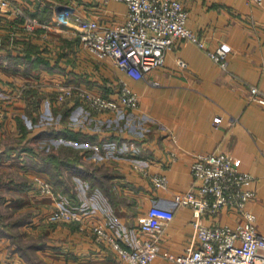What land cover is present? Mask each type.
<instances>
[{
    "label": "crops",
    "instance_id": "obj_1",
    "mask_svg": "<svg viewBox=\"0 0 264 264\" xmlns=\"http://www.w3.org/2000/svg\"><path fill=\"white\" fill-rule=\"evenodd\" d=\"M181 1L189 11L188 28L198 33L209 48L228 46V65L223 68L195 43L179 41L167 52L164 65L150 75L160 82L159 86L126 77L110 61H87L75 33L55 22L59 9L73 5L100 21L117 24L127 14L126 4L120 1L65 0L62 4L53 0H13L15 11L0 14V39L16 40L0 45V89L7 90L13 82L11 92L18 100L13 108L19 110L10 111L6 100L0 109V161L4 170L26 181H17L19 185L9 189L16 199L3 198L0 203V264H125L111 245L99 241L87 227L48 221L46 216L56 204L51 197L36 192L35 180L39 177L51 180L56 194L59 187L53 184L49 164L42 165L38 158V144L43 138L38 137V123L27 117L25 90L38 88L48 96L49 87L55 88L59 82L82 87L89 84L88 88L95 92L111 93L117 78L122 77L140 96V106L135 111L108 117L95 114L96 119L108 122L102 123L103 127L94 121V127L71 123L77 107L83 104L78 99H71L74 102L69 104L58 100L56 94L49 98L51 112L61 115V120L41 130L67 126L82 134H78L77 142L51 136L49 140L92 149V155L82 158L84 166L63 172L68 176L76 174L78 179L95 178L101 186L90 188L89 195L100 190L104 203L77 206L83 210L87 225L103 223L123 246L131 248L144 239L139 217L152 207L170 210L172 219L159 242L163 251L184 253L196 242L193 211L176 204L175 195L192 187L190 167L196 154L221 152L241 172L252 175L247 187L256 192V198L247 208L255 214L257 230L264 235V104L250 99L253 86L264 95V2ZM46 9L50 21L40 18ZM19 10L25 18L37 20L32 32L24 30ZM9 52L19 58H11ZM28 55H34V60L42 61L45 67L27 73L29 66L38 63L28 62ZM181 61L187 66H182ZM32 79L38 80L35 85H23V80ZM44 101L45 97L40 116ZM19 118L27 134L21 132ZM102 142L107 147L121 146L120 154L114 152L103 158L99 151ZM89 164L92 171L87 169ZM154 173L168 178L167 190L155 189L150 177ZM83 195H87L86 191ZM225 213L217 219L232 223L242 219L240 214L230 217ZM203 222L211 224L212 218L205 217ZM151 264L176 263L158 257Z\"/></svg>",
    "mask_w": 264,
    "mask_h": 264
},
{
    "label": "built area",
    "instance_id": "obj_2",
    "mask_svg": "<svg viewBox=\"0 0 264 264\" xmlns=\"http://www.w3.org/2000/svg\"><path fill=\"white\" fill-rule=\"evenodd\" d=\"M116 1L127 7L126 19L120 23L100 21L73 5L59 9L55 22L75 33L82 53L89 60L110 61L114 69L123 72L126 77L144 80L153 86H159L160 82L151 79V73L164 65L167 52L173 50L179 41L197 44L216 63L227 67L228 46L221 44L214 49L209 48L198 33L188 28L189 11L181 0ZM246 1L256 5L264 2ZM12 11H15L13 0H0V14ZM19 15L20 20H24V30L32 32L37 24L35 17L25 18L23 12ZM180 63L187 66L185 61ZM117 79L118 83L111 93L95 92L87 87L61 82L55 84L54 91L58 100L78 99L98 115L137 110L140 106L139 94L126 79ZM9 94H2L1 98L5 100ZM250 99L264 104V95L256 86L250 89ZM190 170L194 180L192 187L174 198L176 204L193 211L196 242L182 254L163 251L159 242L172 219L170 210L152 207L139 217V230L144 239L128 248L103 223L87 225L83 210L69 207L65 199L58 197L47 179L36 178V192L39 196L51 197L56 204L55 210L46 216L48 221L78 223L83 228L87 227L99 241L111 245L125 264H151L158 257L176 264H264V235L257 230L255 214L247 208L256 198V192L247 187L252 175L241 172L233 160L221 152L196 154ZM150 177L155 189H168L165 175L154 173ZM222 213L230 217L240 214L242 219L234 223L222 222L217 219ZM205 217L212 218V223L204 224Z\"/></svg>",
    "mask_w": 264,
    "mask_h": 264
},
{
    "label": "rangeland",
    "instance_id": "obj_3",
    "mask_svg": "<svg viewBox=\"0 0 264 264\" xmlns=\"http://www.w3.org/2000/svg\"><path fill=\"white\" fill-rule=\"evenodd\" d=\"M53 1H55L54 3H57L58 1L61 2V1H65V0H53ZM61 3L63 4L64 2H61ZM11 41L12 40L6 41L5 39H0V45L1 44H2V46L6 45V43H11ZM14 42H16V40L12 41V43H14ZM0 49H1V46H0ZM2 50L4 51L6 49H2ZM85 57H86L87 61H89V57L87 55ZM41 63H42V66L44 67L45 65L43 64L42 61H41ZM23 81L25 82V83H23V85H27L29 83L35 85V82H37L38 80L32 79V81H26V80H23ZM20 84L21 83H17L16 85L19 86ZM13 85H14L13 82H11V85H8L9 87L7 90L0 89V104L2 105L0 107V109L4 105V99L1 98L2 94L10 92L9 96H5L6 97L5 100L7 103L6 106L10 108V111H14V110L19 111L17 108H13L15 106L16 101H18L17 98L11 92L14 89ZM36 85H38V84H36ZM89 86H90L89 84L86 85L87 88ZM53 89H54V87H49V95L48 96L43 95V93L40 91L41 95H43L46 98V101H44V109H43L41 116L38 119V125H37L38 131L37 132L39 134L43 133L41 129L49 126L50 125L49 123L53 122V124L54 123L57 124L61 120V115L53 114V112H51V109H50V100H51L50 97L54 96V94H55V91H53ZM49 98H50V100H49ZM48 100H49V102H47ZM73 102H74V100H69V101L66 100L65 103L73 104ZM17 106H19V104H17ZM48 107H49V109H48ZM87 111H89V114H87L88 113ZM95 114L96 113H92L88 108H85L84 105L82 104L79 107H77L76 115H74L73 119L71 118L72 119L71 123H73L74 125H77V126H87V127H90V126L94 127L91 124V122H93V121H94V123H96V124L98 123V125H101V127H103L102 123L103 124L108 123V122H103L99 118L96 119ZM108 116L109 115H107L106 117H108ZM100 118H101V116H100ZM108 128H109V126H108ZM52 141L53 140H51V139L49 140V137H45L41 141L39 140L38 155L41 154V155L45 156V155L49 154L50 152L54 151L53 149L56 148V150H55L56 154L55 155L62 158L61 153L59 152V147H58L60 140L53 141V142ZM112 146L113 145L108 146V147L104 146V148L101 147V150H99V151H100L101 155L103 156V158L107 157V156L110 157V155H112L114 152L118 155L120 154L119 151H120L121 146L120 147L119 146L112 147ZM123 149L125 151L126 147H124ZM40 162L42 163V165L44 164L42 161H40ZM50 165L51 164L49 163V174L51 172L55 171V169L53 168L54 166H52V169H51ZM4 168H5L4 163H2V161H0V203L1 204H3V202H2L3 198L11 199L12 197H14L16 199V196L14 194L9 193V189L11 190L15 185H17L18 184L17 181H21V182H19V184H24V182H26L24 179L19 178V177L15 176L14 174L11 175L10 174L11 170L7 171V170H4ZM88 169L90 171L93 170L92 164H89ZM56 175L57 174L54 175L55 176L54 180L59 179V181H60V186L57 185L59 187L57 195L60 198H63L67 202H69V204H68L69 207L72 206V207L77 208V206L80 204H82V205L86 204V205H89L92 207L94 205L92 203H97V204L104 203V197L102 194H100L101 192L99 193L100 190L99 191L97 190L95 193L89 195V192H90L89 189L90 188L94 189L96 186L101 187L100 185L96 184L93 181V178L92 179H89V178L85 179L82 177V179H78L76 177V174H72L71 176H68L67 174L63 175V176L59 175V177H60L59 178L58 175L57 176ZM47 180L49 181L48 178H47ZM83 191H86L87 195L84 196ZM37 206L40 207V203H38ZM38 207H37V210L39 211Z\"/></svg>",
    "mask_w": 264,
    "mask_h": 264
},
{
    "label": "trees",
    "instance_id": "obj_4",
    "mask_svg": "<svg viewBox=\"0 0 264 264\" xmlns=\"http://www.w3.org/2000/svg\"><path fill=\"white\" fill-rule=\"evenodd\" d=\"M44 17H46V18H44ZM40 18H42L43 21L52 20L51 16L47 12V9H46V12L41 15ZM1 48H3V47H1ZM30 51H33V50L31 49ZM9 53H10L9 56L11 58L18 57V56H16V54L14 55L12 52H9ZM10 57H8V58H10ZM26 59L30 63L33 61H35V63H36V61H38L37 64H34L32 66H29L30 68L29 67L27 68V71H26L27 73L30 70L38 71V69L45 67V66L44 67L42 66V63L40 60H34V59H36V58H34V55H32V56L28 55V57ZM25 95L28 96L27 101H28L29 109L27 110V117L29 119H31L33 123L36 124V123H38V119L40 117L39 110H40L42 99L44 96L41 95L38 88L26 89ZM75 104H78V102ZM19 123H20L21 128H22L21 132L23 134H27L28 131L26 130L27 128L25 127V125H23L24 124L23 119L21 120L19 118ZM42 132L43 133H40L38 135L39 139H40V137L45 138V137L51 136L52 138L54 137L56 139H62V140H64V139L65 140H73L74 139L73 141L77 142L78 134L82 135L81 133H79L80 131L78 132V131H75L73 129L71 130L67 126H65L64 128H62L60 130H56L55 127L54 128L48 127L46 130H44ZM58 147H59V152L61 153L62 158L55 155L56 154L55 153L56 148L53 149L54 151L50 152L49 154H47L45 156H43L41 154L38 155L39 156L38 158H40L41 161L44 163L43 165H47L50 163L51 169H52V166H54L53 168L55 169V171L51 172L50 176L52 178L53 184L60 186L59 179L54 180V177H55L54 175L57 174L58 177H59V175L63 176V172L66 171L67 168H71V169L73 168V169L77 170V169H79V166H84L82 158L84 155H86V156L92 155V149H90V147H86V149H85L82 147H75L73 145H68V144H63V143L59 144ZM101 147L104 148L103 142L100 146V149H101ZM83 150H84V153H82ZM87 169H88V167H87ZM89 179H92V178H89ZM93 181L96 183L95 178H93Z\"/></svg>",
    "mask_w": 264,
    "mask_h": 264
}]
</instances>
